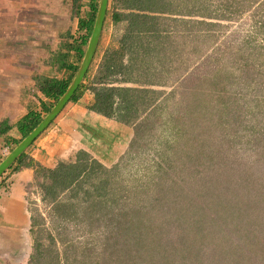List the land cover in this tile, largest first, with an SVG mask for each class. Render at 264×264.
<instances>
[{"label": "trees", "instance_id": "16d2710c", "mask_svg": "<svg viewBox=\"0 0 264 264\" xmlns=\"http://www.w3.org/2000/svg\"><path fill=\"white\" fill-rule=\"evenodd\" d=\"M175 1L108 0L100 39L93 60L82 83L77 87L68 102H75L85 90L90 91L92 99L86 107L88 110L132 128V136L126 150L127 156L139 153L148 143L152 144L154 151L157 150V147L158 149L164 147V151H161V149L156 154L161 159L164 158L167 152L173 155L172 159L167 156L171 159H168L169 161L166 159L168 167L174 169L177 165L183 164L180 167L181 171L174 173L167 171L165 166L157 165L155 171L159 172L160 177L166 174V176H171L175 180L171 185L164 184L165 188L170 189L173 193L176 189H180L179 191L182 193H188L190 190V192L198 191L206 195L213 184L220 185L222 183V179H220L222 173L219 170L217 174L210 175V172L215 169L213 162H216V160L213 149H208L211 147L209 137L218 143L219 147L214 148L215 150H221L226 143H228L226 145L230 149L231 139L225 136V130L229 127L230 134L232 131L237 133L240 130L239 126L242 124L243 114L236 101L233 105L225 108L222 106L225 99L224 97L220 98L219 102L214 105L217 108V111L214 112L217 113V118L213 122L214 130H211L210 135H206L210 132V128L206 124H209L208 122L212 116L201 115L206 114L207 108L205 105H209L204 97L199 105L200 116L203 119L202 125L193 123L192 119L194 117H190L188 114H186V117L174 116L178 124L183 125L178 130L179 134L174 138L175 140H167L162 143L161 140L154 139V136H157L153 132L156 128L155 124H159L160 119L152 120L151 115L157 111H162L164 107L166 108L170 98L174 101L178 88L175 87L169 92L154 88L155 84H160L159 86L166 84L162 79L167 69H162V65L159 71L155 72L156 65H153L152 61L160 62L163 59L162 56L168 52L167 50L175 51L171 45L172 39H170V34L173 31L180 34L184 29L186 33L190 34L195 30L191 28L192 26L187 27V24H192L198 26V28L201 27V30L205 29L206 32L213 33L219 27L224 26L223 22H231L239 18L244 9L239 2L229 3L230 0H216L217 2L213 7L207 3L208 0H193L189 6L179 7L178 10L179 3ZM70 2L72 13L77 17L78 30L74 35L68 33L67 40L61 43V50L54 55H57L59 69L65 68L68 74L62 78L41 74L34 76L37 89L47 100L42 104L41 110H30L16 122L15 127L20 134L19 138L9 136L11 125L6 120L0 122L1 144L2 146H8L10 150L27 136L57 103L79 69L93 30L99 0H70ZM257 8L254 9V13ZM185 17L193 19L187 20ZM261 19H263L262 23L261 20L258 21H260L263 28L262 37L264 38V17ZM170 21L174 23L171 26ZM178 26L183 27L178 29ZM107 36H109V40L104 47V40ZM249 43H251L250 39L248 43H243V46H241L242 49L249 50L245 54L247 61L242 66L241 70L243 71L233 69L231 72H226L224 78L229 81L226 84H219L220 87L216 90L227 93L231 90L232 84H253L255 82L264 84V66L257 68V65H255L258 60L260 65H264V40L258 46L252 44L251 47ZM254 49L258 51L254 52ZM101 50L103 52L99 62L94 63ZM70 54L74 56L75 62H69ZM138 64L143 67L138 66ZM241 78L242 81H240ZM180 83L185 84L182 81ZM182 92H184L183 88ZM232 95L233 93L230 97ZM234 99L236 100V98ZM143 113H147L144 118L141 117ZM249 143L251 146L253 144L258 152H262L264 157V130L261 133L258 132L256 135H252ZM3 159L4 156L0 154V161ZM123 160L122 156L116 162L108 165L88 150L80 148L75 150L67 160H60L53 166H44L33 160L27 151H24L9 166L8 170L16 173L24 168H32L34 175L30 183L34 181L40 190L41 199L49 207L50 214L59 217L61 221H83L80 218L86 216L90 220L89 223L97 221L110 225L115 219V210L122 205L120 199L125 196L120 194L121 191L128 190V184L125 183L122 172V168L126 165ZM258 160H261L260 157ZM4 175L5 172L0 176V182H3V184L5 181L2 179ZM179 175H181L180 180L177 178ZM199 176L206 181L201 182V184L198 183L200 181L197 179ZM189 180L192 181V184L193 182L198 183L196 186L194 185L195 189L193 185L192 187L187 186V189L180 186L181 183H186ZM154 185L163 191L166 190H164L162 183L157 182ZM217 187L219 186H216L215 189ZM143 192L145 194L143 198L146 199V191ZM61 194H63V197H59ZM163 194L164 192L159 195L158 193L154 196L150 195L151 200L146 206V212L143 211L145 213L140 216L132 217H135L133 221L131 220L132 225H134V222L138 228L134 226V230L129 229L128 232L131 235L129 240H132L133 244L143 249V258L140 264L189 263L191 259L196 257L193 254L197 246L193 244L198 242L196 239L193 243L195 238L191 239V236L201 237V242L206 238L209 239L207 231V227L210 225L209 215L203 206H191L189 201L174 203L170 196H164ZM215 194H213V197ZM189 197L187 195L183 199L188 200ZM193 209L196 210V214L191 213L190 215V211ZM167 213H169L168 215L171 214L169 219L167 216L165 217ZM123 214L125 215V213ZM123 214L120 213V217ZM224 215L227 217L231 213L222 210L221 217ZM125 216L127 217V215ZM30 217V232L34 234L35 218ZM179 217H182L184 222L182 229L177 231L176 219H179ZM118 219L116 221L117 227L121 224V218ZM171 225H173L172 228ZM261 228L258 231L249 228L245 237L236 238L238 244L234 249H232L233 242L229 241V250H224L225 246L222 241L217 242L215 237L217 248L220 246L219 256L222 261L230 260V256L235 261L233 262L231 258L233 264H255L259 258L261 261L264 260L263 224ZM34 248L36 250L37 244L34 245ZM177 256L180 257L179 260H176ZM33 257L34 255H30V260ZM30 260L29 263L31 264L32 261ZM174 260L177 263H174ZM131 264L134 263L131 262Z\"/></svg>", "mask_w": 264, "mask_h": 264}, {"label": "rangeland", "instance_id": "374dc122", "mask_svg": "<svg viewBox=\"0 0 264 264\" xmlns=\"http://www.w3.org/2000/svg\"><path fill=\"white\" fill-rule=\"evenodd\" d=\"M175 2L179 3V10V7L189 6L193 0H176ZM216 2V0L207 1L212 7ZM237 2L244 9L239 18L231 22H223L224 26L219 27L213 33H208L205 29L201 30V27L198 28L196 25L187 24V27L192 26L191 28L195 32L189 34L182 29L180 34L176 31L170 34L171 45L175 51L167 50L168 52L162 56L163 59L155 67V72H158L162 65V69H167L162 79L166 84L161 86L155 84L154 88L169 92L177 87L178 93H176L174 101L170 98L166 108L164 107L162 111L151 115L152 120L160 119V123L155 124L156 128L153 132L157 134L154 139L161 140L163 143L167 140L174 141V138L179 134L178 130L183 127L178 124L174 116L186 117L188 114L190 117H194L193 123L202 125L203 119L200 116L199 105L204 97L209 105H205L206 114L201 115L212 116L209 124H206L210 128V132L206 135H210L211 130H214L213 122L217 118V113H214L217 108L214 105L219 102V99L224 97L222 106L225 108L233 105L236 101L243 114V119H241L242 124L237 133L232 131L230 134L229 127L225 130V136L231 139L230 149L226 143L221 150H215L214 148L219 147L218 143L209 137L211 147L208 149H213L216 160L213 162L215 169L210 172V175L220 171L222 183L220 185L213 184L206 195L198 191L190 192V190L188 193H182L179 191L180 189H176L173 193L170 189L165 188L164 184L171 185L175 180L166 174L160 177L159 172L155 169L157 165H161L165 166L167 171L174 173L181 171L180 167L183 164L177 165L174 169L168 167L166 163L169 157L167 156L172 159L173 155L167 152L164 158L157 157L156 153L161 149L164 151V147L161 149L157 147V150L154 151L151 143L146 144L139 153L127 156L128 138L132 136V128L122 125L111 127L107 123L97 122L93 132L95 140L89 144V149L94 150L101 159L106 160L108 165L116 162L122 156L123 163L126 164L122 168V172L125 183L128 184V190L120 193L125 195L120 199L122 205L115 210V219L110 225L97 221L89 223L90 220L86 216L80 218L83 221H61L59 217L50 214L49 207L41 199L40 190L33 181L26 190L29 214L35 218L34 234H31V256L34 255L30 260L31 264H131V262L140 264L143 258V249L129 240V236H131L128 232L129 229L134 230V226L138 228L134 222L132 225L131 220L133 221L136 215L140 216L146 212V206L151 200L150 195L154 196L157 193L159 195L161 192H164V196H170L174 203L189 201L191 206H203L209 215L210 225L207 227L209 239L206 238L201 242V237L191 236V239L195 238L193 243L196 239L198 240L193 244L197 246L193 254L196 257L185 264H231V256L227 261H222L219 256L220 246L217 248L215 237L217 242L222 241L225 246L224 250H229L228 242H233L232 249L236 248L238 244L236 238L245 237L249 228L254 231L262 229V224L264 225V166L261 165H264V157L262 152H258V149L253 144L251 146L249 142L252 135L264 130V84L257 82L232 84L231 90L227 93L216 90L220 87L219 84H226L229 81L224 78L226 72H231L233 69L243 71L241 70L242 66L247 61L245 54L249 52L248 49L241 48L243 43H248L250 39L249 45L252 47V44L258 46L264 40L261 27L263 22L261 18L264 17V0H230L229 3ZM256 7L258 8L254 13ZM258 20H261V23ZM172 23L170 21V26ZM182 27L178 26V29ZM257 51L254 49V52ZM162 61L165 63L163 64ZM255 65L257 68L264 66L260 65L259 60ZM235 74L238 75L237 71ZM182 88L184 92H182ZM232 93L233 95L230 97ZM146 114L143 113L141 117L144 118ZM129 132H131L130 135ZM259 157L261 160H258ZM177 178L180 180L181 175ZM197 179L200 180L198 181L200 184L204 181L200 176ZM157 182L163 184L166 192L154 185ZM198 183L193 182L192 184V181L189 180L186 183H181L180 186L187 189V186H196ZM216 186L220 188L215 189ZM143 191H146L147 200L143 198L145 196ZM217 192L220 194H215ZM213 194H215L214 197ZM187 195L188 200L183 199ZM59 197H63V194ZM222 210H227L231 215L221 217ZM120 213H125L127 217L124 214L120 217ZM191 213L195 215L196 210H191L190 215ZM168 214L165 217L167 216L169 219L171 214ZM133 216L135 217L132 218ZM237 216L238 218H236ZM118 218H121V224L117 227ZM183 222L182 217L176 219L177 231L182 229ZM172 227L173 225H171ZM35 244H37L36 250ZM179 259L180 257L177 256L176 260ZM176 260L174 263H177ZM257 260L255 264H264V260L261 261L260 258ZM233 262L235 261L233 260Z\"/></svg>", "mask_w": 264, "mask_h": 264}, {"label": "crops", "instance_id": "0c3cea01", "mask_svg": "<svg viewBox=\"0 0 264 264\" xmlns=\"http://www.w3.org/2000/svg\"><path fill=\"white\" fill-rule=\"evenodd\" d=\"M77 30L70 0H0V122L6 120L11 125L9 136L19 138L16 122L30 110H41L47 100L37 89L34 76L62 78L68 74L65 68L59 69L54 55L61 50L68 33L74 35ZM102 52L94 63L99 62ZM68 59L75 62L72 54ZM152 64L157 66L159 62L153 60ZM91 99V92L85 90L75 102L65 104L25 149L33 160L53 166L82 148L106 164L89 149L95 140L94 126L97 122L111 127L121 124L88 110ZM1 143L2 138L0 152L5 147ZM33 175L32 168L16 173L7 169L2 178L4 184L0 182V264L29 263L32 238L26 190Z\"/></svg>", "mask_w": 264, "mask_h": 264}, {"label": "water", "instance_id": "95a60500", "mask_svg": "<svg viewBox=\"0 0 264 264\" xmlns=\"http://www.w3.org/2000/svg\"><path fill=\"white\" fill-rule=\"evenodd\" d=\"M108 0H99L98 10L96 14L95 23L88 45L79 66L78 71L71 80L69 86L63 95L59 98L57 103L50 109V111L43 117L38 125L25 136L7 155L0 161V176L9 168V166L25 151V149L37 138V136L44 131L57 114L62 110L65 104L70 100L71 96L81 84L89 66L93 59L95 50L98 45L99 37L102 30L103 21L106 15Z\"/></svg>", "mask_w": 264, "mask_h": 264}, {"label": "built area", "instance_id": "2783aa9c", "mask_svg": "<svg viewBox=\"0 0 264 264\" xmlns=\"http://www.w3.org/2000/svg\"><path fill=\"white\" fill-rule=\"evenodd\" d=\"M9 151H10L9 147L5 146V147H3L2 151L0 152V154L2 156H5V155H7L9 153Z\"/></svg>", "mask_w": 264, "mask_h": 264}, {"label": "clouds", "instance_id": "9594fccd", "mask_svg": "<svg viewBox=\"0 0 264 264\" xmlns=\"http://www.w3.org/2000/svg\"><path fill=\"white\" fill-rule=\"evenodd\" d=\"M10 151H11V150H10ZM10 151H9V152H10ZM4 157H5V156H4Z\"/></svg>", "mask_w": 264, "mask_h": 264}]
</instances>
